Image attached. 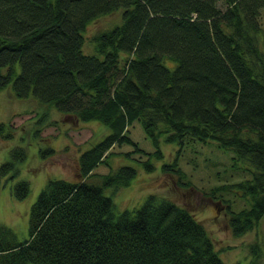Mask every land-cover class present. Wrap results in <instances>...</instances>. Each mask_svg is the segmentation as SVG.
Listing matches in <instances>:
<instances>
[{"label":"trees","instance_id":"1","mask_svg":"<svg viewBox=\"0 0 264 264\" xmlns=\"http://www.w3.org/2000/svg\"><path fill=\"white\" fill-rule=\"evenodd\" d=\"M114 11L120 20L84 50L88 23ZM7 85L17 98L31 95L107 131L80 150L77 179L43 183L26 236L0 223V264H227L200 219L171 198L148 193L138 205L116 207L104 190L129 184L136 167L93 171L115 144L161 158L160 139L180 147L211 141L247 170L205 190L226 205L231 233L243 235L263 215L264 0H0V89ZM135 121L154 151L130 136ZM13 133L0 121V138ZM51 151L39 146L38 153ZM25 156L13 146L0 176L12 169L13 177ZM140 161L153 170L149 157ZM161 168L183 176L177 160ZM232 189L245 199L236 209L219 194ZM29 191L24 178L12 185L17 199ZM249 251L247 263L230 264H264L261 242Z\"/></svg>","mask_w":264,"mask_h":264},{"label":"rangeland","instance_id":"2","mask_svg":"<svg viewBox=\"0 0 264 264\" xmlns=\"http://www.w3.org/2000/svg\"><path fill=\"white\" fill-rule=\"evenodd\" d=\"M119 20L120 11H114L88 23L84 30V50H92L91 39L95 33ZM38 113L43 114V121L39 125L35 123ZM0 121L8 122L14 128L11 138H0V164L10 159V150L15 145L23 146L26 154L23 160L15 163L19 170L13 177L10 176L12 169L0 176V223L10 226L18 239H22L27 233L29 207L43 183L54 177L77 179V156L80 150L99 139L107 129L97 121H81L74 114L62 113L31 95L17 98L10 85L0 89ZM36 125L39 130L34 134ZM128 128L130 136L140 148L148 152L155 150V145L144 133L140 122L135 121ZM39 146H51L53 152L41 155L38 153ZM133 147V144H115L107 160L93 169L104 173L120 164L136 167L129 184L104 190L105 194L111 195L117 208L138 205L148 193H155L169 197L192 211L205 226L225 263L230 264L235 260L247 263L251 257L249 246L257 241L261 242L264 250V213L251 230L241 236H234L227 223L226 205L215 203L205 195V190L216 182H232L247 175L243 162L237 166L232 164L229 150L218 148L211 141L204 143L193 139L180 147L160 139L158 147L162 157L156 158L134 151ZM126 151H130V155H124ZM147 157L154 166L153 170L145 169L140 161ZM173 160H177L183 176L161 168L162 162ZM18 178L28 180L30 185L29 193L21 199L12 193V185ZM219 194L229 200L231 209L238 208V198L245 200L234 189Z\"/></svg>","mask_w":264,"mask_h":264}]
</instances>
